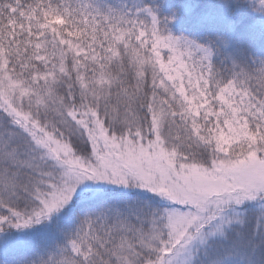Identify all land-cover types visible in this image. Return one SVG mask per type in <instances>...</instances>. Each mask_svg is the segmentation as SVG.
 <instances>
[{"label": "snow or ice", "instance_id": "1", "mask_svg": "<svg viewBox=\"0 0 264 264\" xmlns=\"http://www.w3.org/2000/svg\"><path fill=\"white\" fill-rule=\"evenodd\" d=\"M223 7L0 0V264H264V0Z\"/></svg>", "mask_w": 264, "mask_h": 264}, {"label": "trees", "instance_id": "2", "mask_svg": "<svg viewBox=\"0 0 264 264\" xmlns=\"http://www.w3.org/2000/svg\"><path fill=\"white\" fill-rule=\"evenodd\" d=\"M202 2L205 3L204 0ZM154 3L160 7V14L162 17L170 16L175 13V19L170 20L165 26L166 29L171 30L173 33H185L187 36L193 32H202L210 24L212 26H218V24L208 23L209 21H204L200 27H194L188 25L181 26V22L176 23V20H180L185 16V7L182 0H154ZM248 11V10H247ZM245 12V11H244ZM243 11H235L232 15V27L233 41L240 46L248 47L250 46L257 55H264V32L262 33V26L256 25L254 23L253 16L246 13V22L242 21L240 16ZM221 25H227V20H221Z\"/></svg>", "mask_w": 264, "mask_h": 264}, {"label": "rangeland", "instance_id": "3", "mask_svg": "<svg viewBox=\"0 0 264 264\" xmlns=\"http://www.w3.org/2000/svg\"><path fill=\"white\" fill-rule=\"evenodd\" d=\"M184 2L185 7V16L180 20H176L175 22H181V26H194L200 27L204 21H209L208 23L217 24V22L221 23V20H227L228 15L226 10L223 7V0H182ZM249 4L252 3V0H247ZM246 13L250 14L249 16H253L254 23L256 25L262 26V33L264 32V13L255 12L252 10L243 11V14L238 17L246 22ZM158 16L161 17V26L165 27L163 24V17L161 16L160 12H158ZM166 33H171L173 35H185V33H173L171 30L165 28ZM233 34V31H232ZM231 34V35H232ZM264 34V33H263Z\"/></svg>", "mask_w": 264, "mask_h": 264}]
</instances>
